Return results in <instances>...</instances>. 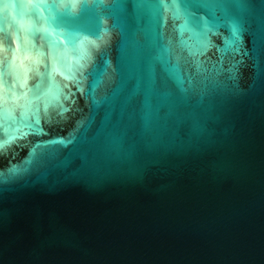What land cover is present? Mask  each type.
<instances>
[{"label": "water", "instance_id": "obj_1", "mask_svg": "<svg viewBox=\"0 0 264 264\" xmlns=\"http://www.w3.org/2000/svg\"><path fill=\"white\" fill-rule=\"evenodd\" d=\"M0 264H264V0H0Z\"/></svg>", "mask_w": 264, "mask_h": 264}]
</instances>
